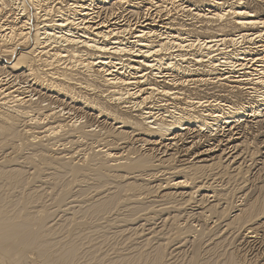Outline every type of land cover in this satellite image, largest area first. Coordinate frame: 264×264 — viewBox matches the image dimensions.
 I'll list each match as a JSON object with an SVG mask.
<instances>
[{
  "label": "bare ground",
  "instance_id": "1",
  "mask_svg": "<svg viewBox=\"0 0 264 264\" xmlns=\"http://www.w3.org/2000/svg\"><path fill=\"white\" fill-rule=\"evenodd\" d=\"M191 1L0 0V264H255L243 239L254 240L264 228V198L248 199L226 216L234 185L224 193L203 183L194 187V193L213 194L201 196L202 202L216 201L208 208L200 202L202 211H195L201 229H182L176 215L165 218L170 229L145 221L150 229L144 227V234L141 228L138 236L139 228L123 227L133 238L121 229L155 207L139 196L158 194L162 208L173 213L179 198L194 194L193 174L209 176L219 167L168 168L162 176L169 181L151 187L140 180L146 171L161 173L160 157L137 149L123 154L120 145L138 136L152 147L168 141L166 148L188 137L192 127L213 133L227 125L231 131L264 114V18L241 0ZM98 3L111 5L110 16L97 10ZM116 7L123 12H114ZM200 86L244 91L254 101L187 97ZM157 95L168 104L149 106ZM77 105L114 130L96 133L71 118ZM239 146L230 147L232 154ZM237 163L220 164L232 184L242 175ZM242 181L237 184L246 186Z\"/></svg>",
  "mask_w": 264,
  "mask_h": 264
},
{
  "label": "rangeland",
  "instance_id": "2",
  "mask_svg": "<svg viewBox=\"0 0 264 264\" xmlns=\"http://www.w3.org/2000/svg\"><path fill=\"white\" fill-rule=\"evenodd\" d=\"M195 1V2H194ZM192 0L191 2L192 3H194V4H200V3H197V2H199L200 0ZM201 1H203V0H201ZM221 1H225V0H221ZM227 1V0H226ZM242 2H244L245 3V6L248 8V11H251V12H254V13H256L259 17H261V18H264V0H241ZM185 2V1H184ZM102 3H98V6L100 5V7L102 6H104V7H106L107 9H105L104 7V9L101 7L100 9H97L98 11H100L101 12V14L102 15H104V16H110V14H111V11H110V7H111V5H109V4H102ZM208 7V6H207ZM206 7V8H207ZM209 8V7H208ZM102 9V10H101ZM96 10V11H97ZM108 13H107V12ZM114 12H123V10L121 11V9H119V7H116V9H115V11ZM107 14V15H106ZM174 17V16H173ZM176 21H179L180 22V20H176ZM167 22V21H166ZM179 22H176V23H179ZM189 27H192V26H188V28ZM190 29V28H189ZM256 31L257 30H251V31H249V33H251V34H256ZM229 32V34H232V35H234V34H239V33H233V32H235V31H228ZM200 35V34H199ZM193 36H195V35H193ZM208 37V38H207ZM200 38H204V40H209V39H211L210 38V36L209 35H200ZM257 46H261L260 44H258ZM199 74L201 75V74H205V73H201L200 71H199ZM199 76V75H198ZM203 76V75H202ZM201 76V77H202ZM204 77V76H203ZM32 85V84H31ZM32 86H34V85H32ZM260 86V85H259ZM259 86L257 85V86H255V87H257V88H259ZM204 87V88H203ZM207 86H200V87H198L197 89H192L191 91H188L189 89H187V90H185L186 92V94H187V97H188V94H190L191 93V96L192 97H200L199 99H202L203 101H206V100H208V99H212V100H215V99H218V100H220V101H222V102H224V103H230V104H239V103H245L246 101H250L249 99L251 98V96H249V94L247 93V92H242V93H240V94H233V93H230L229 92V89H223L222 87L221 88H217V89H212V90H205V88H206ZM211 87V86H210ZM209 87V88H210ZM260 87H263V90H264V86H260ZM28 89H33V88H28ZM199 89V90H198ZM201 89V90H200ZM193 90H198V92L197 91H194L193 92ZM216 90V91H215ZM218 90V91H217ZM225 93H224V92ZM197 92V93H196ZM208 92V93H207ZM209 92H211V93H209ZM247 93V94H246ZM199 94V95H198ZM242 95V96H241ZM186 97V96H185ZM155 101L153 102V103H148V105L149 106H152V104H153V106L156 104V106L158 105H161V104H166L167 102H165L167 99H164V98H162L161 96H159V95H157V96H155ZM159 99V100H158ZM160 99H161V102H160ZM55 100V99H54ZM211 100V101H212ZM56 101V100H55ZM163 101H164V103H163ZM251 101H254V99L252 98V100ZM250 101V102H251ZM171 102H173L172 100H171ZM182 102V103H181ZM185 102V100H181L180 102H179V106H182V107H186L185 105H182L183 103ZM237 102V103H236ZM168 104V103H167ZM79 107V108H78ZM80 107H83V110H82V108H80ZM60 108H62V107H60ZM73 108V110L75 111V109H77L76 111H75V114H74V111L72 112V114H74L73 116H71V118H75V120H78V121H82V122H87V125L88 126H90V129H92L94 132H96V129H97V132H99V131H104V132H106V131H113L114 129H113V126H112V124H110L108 121H103L102 119H100V118H96V114L93 112V111H90L89 109H87V108H85L84 106H82V105H77V107L75 106V107H72ZM170 109V108H169ZM85 112V113H84ZM77 114V115H76ZM81 114V115H80ZM89 114V115H88ZM80 115V116H79ZM77 116H79V117H77ZM92 119H91V118ZM92 120V121H91ZM98 120H100V121H98ZM254 120H255V122H254ZM90 121V122H89ZM103 121V122H102ZM98 122V123H97ZM108 122V123H107ZM89 123V124H88ZM247 123V124H246ZM100 124V125H99ZM102 124V125H101ZM107 124V125H106ZM110 125V128L112 127V129H110L108 126ZM242 124V123H241ZM239 125L236 129H233V130H231L230 131V128L231 127H229V126H227V125H225L224 127H222L223 129H219V131L218 132H213V133H209L208 131H205V132H203V131H201V133L199 132H197L196 130H197V128L196 127H192V130H190L189 132H188V137H184V138H182V139H179V140H177L176 141V144L175 145H171L170 147H164V145L165 144H168L169 142L168 141H165L164 143H163V145H156V146H151V145H144V143L143 142H145V141H142V142H139V138H138V136H135L134 138L136 139L135 141H133V140H128V141H130V142H128V144L127 143H125V144H122V145H120V147H118L117 148V150L119 149V152H120V149H121V152L120 153H123V154H127L128 153V151H130V150H135V149H137V151L139 152L138 154H140V155H149L150 157H152L153 159H154V157H155V159H158L159 157V159L161 160V167L159 168L160 170H161V173H159L158 175H156V176H152V175H148V173H150V172H148V171H146V173H145V177H144V179H143V177H142V180H140V182H142V181H144V182H149V183H151V187L152 186H155V187H157L159 184H162V183H164V182H168L169 181V178H168V176H166V177H163L162 176V172L165 174L166 173V171L167 172H169L168 170H166V169H168V168H177V167H180V166H187V165H191L192 163L193 164H195V163H198V164H214V165H216L215 167H219V169H221V168H223V166H220V164L221 165H224L225 167L227 166V165H229V168L231 167V165H230V162H234V163H236L237 161H238V167H240V169H241V167H242V169L240 170V171H242V175H240L241 174V172H240V174L238 175V177L235 179L236 180V184H232V178L230 177V175L228 174L227 175V173L224 171V170H221V171H219V169H218V172H220V173H218L217 171H216V173H215V171L213 172V173H211L209 176L211 177V179H209V176H207V175H204V174H201L200 176H199V174H198V176L199 177H197L196 175H194L193 174V176L195 177V178H197V179H195V180H193L194 182H196V184H194V183H192V185H191V187H190V189H194V190H190V192L189 193H191V192H193L194 193V191L196 190V188L198 187V186H200V184H201V186L204 184L205 186H213V188H211L210 190H215V191H221V193H222V191H223V193L224 192H230L231 191V189H233L232 187H233V185H234V188H235V186H237L236 188H237V190L235 191V193H234V191H233V196H231V197H229L228 198V202H226L227 204H229L228 206V209H227V213H225L226 214V216L227 215H230V216H232L233 214H232V212H234L235 211V209L236 210H238V209H240V208H243V206L244 205H246L247 204V202H249L250 200V202H252V200L253 201H255V199H258V198H264V114L262 115V117H260V118H258V119H249L247 122H243V124L242 125ZM248 127H247V126ZM255 125V126H254ZM96 127V128H95ZM115 127H117V125H115ZM195 128V129H194ZM108 129V130H107ZM229 131H228V130ZM232 129V128H231ZM121 131L123 130H126V131H128V128H125V129H120ZM238 131V132H237ZM262 131V132H261ZM96 132V133H97ZM207 132V133H206ZM223 134V135H222ZM238 134V135H237ZM211 135V136H210ZM230 136H231V138H230ZM140 138H142L143 140L146 138L145 136H139ZM144 137V138H143ZM203 137V138H202ZM188 138V139H187ZM217 138V139H216ZM156 139V138H155ZM184 139H186V140H184ZM231 139V143H229L228 142V140H230ZM164 140H166V139H164ZM164 140H161V141H164ZM193 140V141H192ZM191 141H192V143H191ZM160 142V141H159ZM158 141H157V143H159ZM220 142V143H219ZM194 143V144H193ZM226 143H229V144H226ZM252 143V144H251ZM238 144H240V146L239 147H241V148H237L238 150H235V151H237V152H233L234 154H232V148H230V147H232V145H238ZM128 146V147H127ZM123 147V148H122ZM84 147H82L81 149H83ZM143 148V150H141ZM191 148V149H190ZM213 148V151L211 152V153H206V151L207 150H209V149H212ZM229 148V149H228ZM240 149V150H239ZM166 151V152H165ZM240 151V154L238 153ZM262 152V153H261ZM149 153V154H148ZM206 153V154H205ZM236 153H238V154H236ZM166 154V155H165ZM199 154V155H198ZM203 154H205V155H203ZM208 154V155H207ZM236 154V155H235ZM241 154H243L244 155V157H243V155H241ZM154 155V156H153ZM223 155V156H222ZM176 156V157H175ZM232 156V157H231ZM233 156H235V157H233ZM236 156H239V158H241V159H238V157H237V159H233V158H236ZM246 156V157H245ZM252 156V157H251ZM231 158V159H230ZM246 158V159H245ZM226 159V160H225ZM232 159L234 160V161H232ZM228 160H230V161H228ZM226 161V162H225ZM248 161V162H247ZM201 162V163H200ZM220 162V163H219ZM229 162V163H228ZM181 164V165H180ZM183 164V165H182ZM218 164V165H217ZM163 166V167H162ZM176 166V167H175ZM236 166V165H235ZM159 169H156V172H157V170H159ZM244 170V171H243ZM148 172V173H147ZM171 172V171H170ZM229 172H231V171H229ZM217 173L219 174V176L217 175ZM225 175H224V174ZM147 174V175H146ZM214 176H213V175ZM216 174V175H215ZM223 174V175H222ZM161 175V176H160ZM192 174H189L188 176H191ZM204 175V176H203ZM221 176V177H220ZM223 176V177H222ZM239 176H240V178H239ZM245 176V177H244ZM213 177H214V179H213ZM242 177V178H241ZM151 178V179H150ZM221 178V179H220ZM231 178V179H230ZM164 179V180H163ZM218 179H220V180H218ZM230 179V180H229ZM147 180V181H146ZM205 180V181H204ZM212 180H214V182L212 181ZM215 180H216V182H215ZM241 180H243L242 182H241V185H243V183H247V185L246 186H244L245 187V190H244V187H240L239 185H240V181ZM200 181H202L201 183H200ZM247 181V182H246ZM129 182V181H128ZM130 182H133V180L132 181H130ZM144 182H142V183H144ZM159 182V183H158ZM205 182V183H204ZM207 182H210V183H212V184H208ZM223 182V183H222ZM237 182L239 183V185L237 184ZM203 183V184H202ZM226 183V184H225ZM193 184H194V186H193ZM197 184H199L198 186H197ZM207 184V185H206ZM232 184V185H231ZM196 185V186H195ZM216 185V186H215ZM226 185V186H225ZM200 186V187H201ZM226 187V189L224 188V187ZM193 187V188H192ZM194 187H196V188H194ZM230 187H231V189H230ZM239 187V188H238ZM217 188V189H216ZM224 188V189H223ZM235 188V189H236ZM246 188H248V189H246ZM223 189V190H222ZM242 189H243V191H242ZM204 190H208L207 188H205ZM247 190H248V192H247ZM212 192V191H211ZM243 194H242V193ZM204 195H203V194ZM237 193V194H236ZM242 195H241V194ZM247 193V194H246ZM195 194V195H194ZM193 195H191V196H187V198H185V199H183L182 200V198H179L178 200H177V203L175 202V204L174 205H176V206H178L179 207V210L178 211H175V212H173V213H171V211L169 212L168 210H166V209H164L165 207L163 206V208H162V204L164 203L165 204V202H163L162 200H160L159 201V197H158V194H152V197H153V199H151L152 197H151V194H150V196H148V198H147V196H146V198H145V196H139V199H138V196H137V199L138 200H144V203L146 204V206L148 205H152V206H155V207H153V208H151V209H149V211L147 212H145V213H147V215L144 213H142L141 215H139L140 217L142 216V220H143V218H144V223H145V221L146 222H150L151 223V225H150V223H148L150 226H153V224H154V226H153V229H162V227L163 226H166V227H164V228H168V229H170V227H169V221L167 222L166 221V217H168L167 219H169V217L172 215H176V216H179V222H180V225H183L182 226V229H183V227L185 228V226L187 227V225L188 226H191L192 225V227H194V229H201L203 226V222L200 220V219H202V218H200L199 217V215H198V217H196V216H194L195 215V211H197L196 212V214L199 212V211H202V207L201 206H205L206 208H208V207H210L211 205H213L215 202L213 201L214 199L212 198V200H210V199H206L205 200V202L203 203L202 202V198H201V196H212L213 194H208L207 193V191H200V193H194ZM235 194V195H234ZM238 194H240V196H238ZM157 195V196H156ZM237 195V196H236ZM243 195H245V196H243ZM243 196V197H242ZM157 198L158 200H157V204L159 205L160 203H162V204H160V206H158L157 204H156V201H155V199L154 198ZM239 199H238V198ZM141 198V199H140ZM193 198V199H192ZM136 199V200H137ZM199 199H200V201H199ZM231 199V200H230ZM234 199H236V200H234ZM240 199H242L241 201H240ZM247 201H246V200ZM248 199H249V201H248ZM182 200V201H181ZM152 201V202H151ZM153 201H155L154 203H153ZM190 203H189V202ZM198 201V202H197ZM81 202V201H80ZM148 202V203H147ZM151 202V204H149ZM160 202V203H159ZM184 203V205L186 206V208H185V206H182V208H181V206L179 205L180 203ZM202 203V205H201V203ZM232 202V203H231ZM143 203V202H142ZM153 203V204H152ZM179 203V204H178ZM193 203V204H192ZM198 203V204H197ZM212 203V204H211ZM225 203V204H226ZM145 204H144V206H145ZM157 206H156V205ZM163 204V205H164ZM187 204V205H186ZM203 204H205V205H203ZM225 204H224V206H225ZM233 204V205H232ZM243 205V206H241L240 207V205ZM188 205H191V206H188ZM196 205V206H195ZM199 205V206H198ZM201 205V206H200ZM207 205V206H206ZM151 206V207H152ZM234 206V207H233ZM188 207V208H187ZM190 207V208H189ZM199 207H201L202 209L200 210V208ZM230 207H232L234 210H232ZM235 207H237V208H235ZM157 208V209H156ZM185 208V209H184ZM245 208V207H244ZM152 209H153V211H152ZM158 209H160V210H158ZM176 209H178V208H176ZM188 209L189 210H191L192 212H190V211H188ZM194 209H196V210H194ZM197 209H199V210H197ZM184 210H185V212H184ZM228 210H229V212H228ZM230 210H232V211H230ZM187 211V212H186ZM161 212H162V214H161ZM167 212V213H166ZM150 213V214H149ZM165 213V214H164ZM179 213H180V215H179ZM182 213V214H181ZM193 213V214H192ZM166 214H167V216H166ZM178 214V215H177ZM184 214V215H183ZM151 215V216H150ZM153 215H155V216H153ZM192 215V216H191ZM139 216H137L138 217V220L139 219H141ZM145 216L147 217V218H145ZM153 216V217H152ZM158 216H161V217H158ZM190 216V217H189ZM194 216V217H193ZM116 217V216H115ZM136 217V218H137ZM148 217L149 218H151V219H148ZM155 217V218H154ZM162 217H163V219L165 220V222H166V224H165V222H164V220L162 219ZM196 217V218H195ZM134 219V221H131V222H133L132 224V226L133 227H129V225H127V224H123V226L121 227V229H123V230H125L126 228L127 229H138L139 228V230H137V232H139V234H138V236H142V229L141 228H143V229H145V231L143 230V232H144V234H146L148 231H146V228H149L150 229V226L149 225H146V223H145V225H144V223L143 222H141L140 223V220L138 221L137 219ZM152 218L153 219H155V221H153L152 220ZM157 218H158V220H157ZM171 218V217H170ZM147 219V220H146ZM198 219L200 220V222L198 221ZM163 221L162 223H160V221ZM154 223H153V222ZM197 221H198V223H197ZM192 222V223H191ZM138 223V225L139 226H141V227H139L138 225H136ZM142 223H143V225H142ZM157 223V224H156ZM141 224V225H140ZM156 224V225H155ZM163 224V225H162ZM165 224V225H164ZM202 224V225H201ZM136 225V226H135ZM199 225V226H198ZM129 228H128V227ZM143 226V227H142ZM157 226V227H156ZM162 226V227H161ZM200 226H202L201 228H200ZM125 229H124V228ZM144 227H146V228H144ZM205 227V226H204ZM152 228V227H151ZM115 229H120L119 227L117 228H115ZM186 229V228H185ZM189 229V228H188ZM191 229H193V228H191ZM212 229H214V228H212ZM260 229V233L258 232L257 233V235H256V238L253 240V238H250V235H248V237L246 238V239H243V241L244 240H248L247 242H246V244L242 241V244L244 245V249H246V251H247V253L249 254V255H247V253H246V255L249 257V258H251L252 259V261H254L255 262V264H261L262 262H263V264H264V228H259ZM148 230V229H147ZM126 232H130V230H125ZM141 231V232H140ZM162 231V230H161ZM160 231V232H161ZM132 232V231H131ZM131 232L129 233V235H130V238H133V232H132V236H131ZM137 232H136V234H135V232H134V239L136 240H139V238L140 237H138L137 236ZM160 232H158V234L160 233ZM141 233V234H140ZM149 238V237H148ZM133 239V240H134ZM262 239V240H261ZM134 240V241H135ZM135 242H138V241H135ZM190 245V244H189ZM248 249H249V251H248ZM262 255V257L263 258H261L260 256ZM257 256V257H256ZM258 258V259H257ZM251 259H249V260H251ZM254 259V260H253ZM261 261L262 260V262L260 263L259 261ZM256 262H258V263H256Z\"/></svg>",
  "mask_w": 264,
  "mask_h": 264
}]
</instances>
